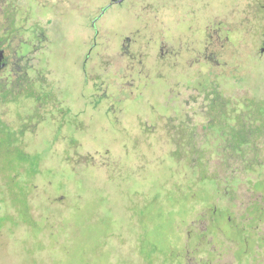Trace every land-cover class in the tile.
<instances>
[{
  "label": "rangeland",
  "instance_id": "374dc122",
  "mask_svg": "<svg viewBox=\"0 0 264 264\" xmlns=\"http://www.w3.org/2000/svg\"><path fill=\"white\" fill-rule=\"evenodd\" d=\"M41 1L11 0L17 24L52 11L53 0ZM110 1L67 8L54 23L49 78L63 79L68 98L85 88L87 116L44 95L40 108L30 94L0 96V264H264V164L235 176L229 192L227 176L204 162L214 156L205 133H221L218 121L205 127L212 88L232 100L264 98V0L114 3L98 21L85 85L90 17ZM135 29L133 60L121 42ZM26 152L31 163L20 160ZM208 220L209 248L196 231Z\"/></svg>",
  "mask_w": 264,
  "mask_h": 264
},
{
  "label": "flooded vegetation",
  "instance_id": "af4514ba",
  "mask_svg": "<svg viewBox=\"0 0 264 264\" xmlns=\"http://www.w3.org/2000/svg\"><path fill=\"white\" fill-rule=\"evenodd\" d=\"M17 4V0H13ZM26 1V0H25ZM42 2L41 0H38ZM48 1V0H46ZM53 7H51V12H37L35 15L33 14H24L20 18V23L17 24V19L14 16L13 8L10 6L11 0H3L2 4H0V13L2 15V20L0 22V73L6 72L7 80L0 82V89L3 88L2 95L4 99H13L15 96L19 94H25V97H34L36 98L35 106L33 108H40L43 105H40V100L42 95H44L45 101L47 103H52V105L56 106H66V108L75 113V116H81L84 112L87 116L88 108L87 99L88 94L87 90L84 88L82 92L76 95L75 98L73 97H65L62 94V82L63 79H50L49 76L52 75L50 69L57 70L51 62L50 55L53 53L55 45L57 44V40L59 37L56 36L55 38V30H54V23L56 21V17H60L66 14V10L72 9L77 12H82L84 9L85 13L89 12L88 6H90V0H83L81 3L80 0H53ZM62 2L64 10H59L56 8L57 3ZM126 0H111L108 5L110 6L114 3H124ZM13 3V4H15ZM24 3V2H23ZM107 6V4L105 5ZM104 6V7H105ZM98 16L102 13L103 8ZM109 8V7H108ZM106 12V11H105ZM104 12V13H105ZM104 13L100 16V18L95 22L91 20L89 26H93L95 29V37L94 42L90 43V46L87 48V45L84 47L83 51V60L79 66L82 69V73L84 76V84L87 85L89 83V76L90 71L92 69L91 63V53L97 47V35L99 34L100 30L98 28V21L104 15ZM91 15V13H90ZM97 16V17H98ZM47 18L46 22L43 21V18ZM96 24V25H95ZM139 29H135L126 33L121 42V47L123 51L127 54V56H131V59H135L136 55L132 52L131 47L136 45V37ZM162 46H166L163 44ZM162 46L160 48H162ZM264 47V41L263 46ZM261 48V50H262ZM166 52V49H164ZM262 52H264L262 50ZM45 55V56H43ZM43 63L46 64L47 68H43ZM91 63V64H90ZM90 67V69H89ZM13 74L19 76L18 83L20 87H14V79L12 77ZM37 82L38 85L34 89L33 84ZM5 87V88H4ZM31 88V93H27V89ZM34 89V90H33ZM213 90L216 89L215 87L212 88ZM41 90V91H40ZM180 93V91H179ZM178 94L175 96L178 100ZM30 94V96H28ZM41 94V95H40ZM71 98V102H69ZM69 99V100H68ZM39 100V101H38ZM81 104V107L78 111H74V105ZM73 105V107H71ZM87 121V120H86ZM86 122H84V125ZM178 129H182V124L176 125ZM179 126V127H178ZM187 131V130H186ZM189 132L190 140L195 139V133L192 130L187 131ZM181 136V140H185L186 137ZM196 140V139H195ZM219 208L216 209L215 213L218 212ZM231 217H228L227 220ZM229 221V220H228ZM197 233L201 238H206L208 244V248L211 244V241L208 239L209 236L213 237L209 234V220L208 224L205 228L196 229ZM190 231V237H191ZM214 238V237H213ZM214 240V239H213ZM212 252V251H211ZM192 252L189 248H186L185 251V258L190 255ZM192 255V254H191ZM185 260V259H184ZM198 264V263H197Z\"/></svg>",
  "mask_w": 264,
  "mask_h": 264
},
{
  "label": "trees",
  "instance_id": "16d2710c",
  "mask_svg": "<svg viewBox=\"0 0 264 264\" xmlns=\"http://www.w3.org/2000/svg\"><path fill=\"white\" fill-rule=\"evenodd\" d=\"M206 101L210 120L205 127L208 129L209 126L218 121L221 133L216 134L210 130L205 133V142L208 143L206 152L209 151L214 156H209L206 153L204 162L213 166L218 174L227 176L228 182L224 189L233 192L231 190L235 186L233 185L235 176H240L242 179L248 173H257L259 172V165L264 164V154H262L264 152V107L256 106L259 102L264 103V98L232 100L223 97L220 91L214 89ZM247 114H251L252 117L257 115V119H261V122L249 125L246 121ZM231 116L233 121L230 120ZM197 147L196 143L193 150ZM193 156L192 162L195 165L198 157L195 156V153ZM32 157H34L33 154L26 152L21 155L20 160L25 164L31 163ZM206 163L202 164L205 165ZM240 185L241 183H238L237 188Z\"/></svg>",
  "mask_w": 264,
  "mask_h": 264
},
{
  "label": "water",
  "instance_id": "95a60500",
  "mask_svg": "<svg viewBox=\"0 0 264 264\" xmlns=\"http://www.w3.org/2000/svg\"><path fill=\"white\" fill-rule=\"evenodd\" d=\"M110 6V4L109 5H107V6H105L104 8H103V11H102V13L95 19V22L100 18V16L108 9V7ZM96 25V24H95ZM262 50L264 51V47L262 48Z\"/></svg>",
  "mask_w": 264,
  "mask_h": 264
}]
</instances>
